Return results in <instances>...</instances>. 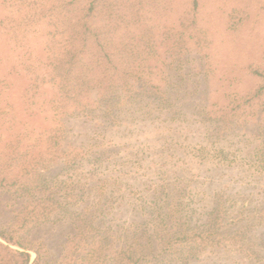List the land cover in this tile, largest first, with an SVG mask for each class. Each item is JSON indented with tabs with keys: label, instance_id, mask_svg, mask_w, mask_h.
Masks as SVG:
<instances>
[{
	"label": "trees",
	"instance_id": "trees-1",
	"mask_svg": "<svg viewBox=\"0 0 264 264\" xmlns=\"http://www.w3.org/2000/svg\"><path fill=\"white\" fill-rule=\"evenodd\" d=\"M10 2H17L23 16L17 21L21 31L10 28L15 50L32 34L41 39L42 55L32 70L28 62L17 69L30 78V104L18 124L11 123L10 129L18 127L11 134L18 142L13 138L5 144L0 162V205L12 207L8 218L0 220V264H50L53 259L39 248L32 261L24 242L33 228L44 224L69 229V245L56 253L54 264H208L209 258L215 262L232 247L226 243L232 235L225 226L232 209H237V196H245V201L232 220L245 242L233 245L247 252L249 243L264 238V128L255 126L261 113L253 109L247 117L228 115L231 119L221 124L223 115L217 116L223 128L216 132L220 144L210 142L211 137H205L207 145L193 142L199 137L189 133L185 139L193 143L188 145L180 142L182 134L170 139L173 127L167 120H180L178 101L189 99L195 90L187 82L192 78L185 81L186 74L172 73L188 59L169 64L170 56L161 58L156 72L134 66L132 27H140L145 35L153 29L143 14L148 0ZM191 6L196 13L200 0H191ZM187 29L197 37L195 25ZM187 29L186 36H180L185 44L191 36ZM197 44L201 47L199 39ZM177 49L182 59L183 49ZM254 73L263 77L258 70ZM50 91L56 96L50 103L58 112L53 122L57 127L46 139L39 133L48 145L40 147L39 155L32 154L38 149L32 141L36 130L30 128L26 110ZM191 102H182L183 108L189 109ZM8 114L0 112V143ZM228 132L263 140L243 150ZM197 145L201 147L195 150ZM6 148L14 151L6 155ZM252 152L253 161L240 162ZM225 163L242 166L245 176L236 191L229 193L235 188L228 185L205 203L211 195L200 191V185L211 176L203 167L223 169L218 175L224 178L229 168ZM137 164L149 174L135 170ZM127 176L140 178L138 189L125 181ZM135 195H140L139 201L130 200ZM124 213L135 221L126 225L121 221ZM253 254L255 264H264V256Z\"/></svg>",
	"mask_w": 264,
	"mask_h": 264
},
{
	"label": "rangeland",
	"instance_id": "rangeland-1",
	"mask_svg": "<svg viewBox=\"0 0 264 264\" xmlns=\"http://www.w3.org/2000/svg\"><path fill=\"white\" fill-rule=\"evenodd\" d=\"M9 1L0 0V21L3 20L4 22L0 29V91L2 92L0 112L9 111L3 122L4 132L3 141L0 143V162H2L5 144L13 138L18 142L15 136H11V134L18 131V127L13 126L10 129L11 123L14 121L18 124V119H21L22 115L25 114V108L30 104L26 96L30 78L26 73H18L17 69L28 62L29 71L32 70L42 55V46L39 45L41 39L35 38L32 34L27 37L25 46L15 50L13 46L15 42L12 41L10 28L11 25L13 28H18L17 21L21 17L20 21H23V16L17 2L9 3ZM10 4L11 6H9ZM192 9L191 0H148V4L144 5L143 14H145L150 26L153 27L152 31H146L145 35V31L138 26L132 27L131 31V36L133 35L132 48L134 60L136 61L134 66L137 68L141 65L147 71L156 72L161 58L170 56L167 58L169 64H173L178 58H180V61L188 59L187 62L184 61L174 71L172 70V73L181 77L186 74L183 79L185 81L192 78L187 82L192 83L195 93L189 99L184 98V101H178L179 105L176 108L180 120L173 122L171 119L167 120L173 127V132L168 135L169 138L171 139L170 136H172L175 140L176 134L179 133L183 135L180 142L185 145L196 141H201L204 143L203 145H207L205 144V137H211L210 142L214 141V144H220L221 141H215L216 132L223 128L219 126L217 116L222 117L223 115L220 124L222 121L227 123L231 119L228 115H234V119L237 118L236 115L241 114L247 117L248 111L253 109L255 110L254 113H261V120L256 122L255 126L264 128V88L259 90L260 87L264 86V0H200L198 11L193 13ZM25 14L26 12L23 15ZM190 25H195L196 31H198L197 37H194L191 30L187 29ZM184 29H187V35H191L189 38L187 36L186 44L180 42V36H186L183 33ZM143 37L144 39L140 42ZM198 39L201 47L197 44ZM179 47L183 49V53L180 54L183 55L182 59L178 54L177 48ZM189 49H203L197 54L198 57H201V60H195L197 55L188 52ZM32 50H34L33 54H31ZM186 53H190L188 57L192 54L190 60L184 55ZM257 70L263 74V77L254 73ZM154 75L153 73L152 78L148 76L149 79H153ZM55 97L53 92L50 91L49 94L41 96L35 104H32L30 111L26 110L31 123L30 128L36 130V133H32V141L38 145V149L36 153L32 151V154L39 155L40 147L47 148L48 143L39 136V133H45L44 139H46L47 136L53 134L54 131L51 130L57 127L53 125V122L58 120V112L50 103V100L55 99ZM187 100L192 101L189 109L183 108L182 102ZM170 109L172 108L170 107ZM187 119L190 121L186 122ZM186 127H188L189 132H186ZM187 133L190 137L195 136L199 139H195L193 142L192 139L186 140L185 135ZM248 136L246 132L227 133V137L234 138V142L238 143L236 147L243 150L253 147L257 141L263 140L260 137L258 140L255 136L249 139ZM51 137L48 139L50 143L52 141ZM200 147L197 145L194 149L197 150ZM13 151V149L6 148L4 153L7 155ZM248 155L251 158L246 157L247 160L242 159L240 162H251L255 159V152ZM120 156H126L124 150L121 151ZM223 166L225 168L226 166L229 167L225 169L227 174L224 178L218 175L223 169H214L213 165L203 167V169H206L205 174L208 177L211 176L208 180L202 179L200 185V191L211 195L205 203L211 201L217 190L228 185L235 188L229 193L236 191L240 184L239 179L245 176L240 165L225 163ZM134 169L139 173L149 174V171L141 164H137ZM55 171H57V168L54 169ZM231 179L234 180L231 181ZM139 180L140 178L134 179L131 176H127L125 179L126 182L135 184V189H138L136 184L141 181ZM261 181L264 183V179ZM255 184L256 189L260 190V182ZM139 196L135 195L134 199L130 200L139 201ZM244 197L237 196V209H232L225 226L232 235L227 237L228 240L226 241L227 245L232 243L231 249L225 252L221 258L216 259L215 262H212L209 258L208 264H255L252 259L254 257L253 253L259 254L260 257L264 256L263 237V240L257 238L254 243H249L251 246L247 252H242L238 246L233 245V243L245 242L240 238L241 234L237 232L239 229L237 221L232 220V217L243 205ZM0 207L3 208L2 205ZM6 208L0 209L1 221L8 218L9 210L12 209L10 206ZM124 214L121 221H126V225L135 221L131 218L132 215L130 217L128 213ZM33 229L35 230L24 240L32 255V261L36 258L34 249L39 248L41 252L48 256L49 260L53 259L50 264H54L57 258L56 255H58L56 253L62 252L65 246L69 245L67 240L69 229L67 226H52L49 224L40 225ZM251 233L248 232L247 235L249 236ZM49 255H52L51 258Z\"/></svg>",
	"mask_w": 264,
	"mask_h": 264
}]
</instances>
